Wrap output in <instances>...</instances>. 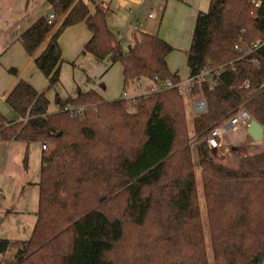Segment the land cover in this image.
<instances>
[{
	"label": "trees",
	"instance_id": "obj_1",
	"mask_svg": "<svg viewBox=\"0 0 264 264\" xmlns=\"http://www.w3.org/2000/svg\"><path fill=\"white\" fill-rule=\"evenodd\" d=\"M46 1L52 25L39 19L20 42L34 56L48 38L34 60L48 91L61 83L59 38L81 23L92 35L84 54L121 65L124 93L141 82L146 92L180 82L167 65L173 48L139 31L126 45L110 29L104 3L91 9L87 0ZM262 41L264 2L211 0L209 11L198 15L187 56L190 76L205 69L222 74L216 87L194 89L207 109L195 115L192 128L177 90L110 102L97 91L78 90L50 114L46 93L20 81L6 99L19 121L0 114V140L52 148L42 157L36 224L9 264H211L207 235L213 264H262L264 152L231 167L205 145L197 148L207 234L190 144L241 108L264 128V45L247 55L235 49ZM7 249L0 241V254Z\"/></svg>",
	"mask_w": 264,
	"mask_h": 264
},
{
	"label": "crops",
	"instance_id": "obj_2",
	"mask_svg": "<svg viewBox=\"0 0 264 264\" xmlns=\"http://www.w3.org/2000/svg\"><path fill=\"white\" fill-rule=\"evenodd\" d=\"M90 1L87 0L91 9L99 2L108 6L109 11L115 10L119 18L126 14L129 16V24L135 27L125 34L123 41L126 45L132 41L135 31L156 35L167 42L173 48L167 58L169 70L177 74L181 81L190 77L187 56L196 20L200 13L209 11L211 0H142L140 5L136 0ZM49 14H53V10L46 0H0V114L8 121H19L7 106L6 99L22 80L39 93H46L50 101V114L60 111V101L76 98L78 90L83 93L97 91L109 102L121 99L124 95L122 66L100 63L91 55L84 54L92 38L85 23L68 28L60 36L59 45L63 57L61 83L55 89L47 90L48 80L36 68L34 60L45 50L48 38L34 56H29L20 37L39 19ZM62 20L57 23V28ZM10 70H15L16 74H11ZM92 71L94 73L90 77ZM131 89L130 94L127 92L131 98L142 93L137 86ZM243 134L247 136L246 131L240 132L239 136ZM43 154L39 143L0 140V241L8 242L7 251L0 254V264H9L14 260L19 248L31 237L36 222H32V219L31 222L27 221L29 224L25 226L29 231L23 228V233L19 223L25 222L29 216H33V219L36 217L37 221ZM26 157L28 161L25 166Z\"/></svg>",
	"mask_w": 264,
	"mask_h": 264
},
{
	"label": "built area",
	"instance_id": "obj_3",
	"mask_svg": "<svg viewBox=\"0 0 264 264\" xmlns=\"http://www.w3.org/2000/svg\"><path fill=\"white\" fill-rule=\"evenodd\" d=\"M249 2L253 3L255 7H259L264 0H248ZM137 4H141L142 0H136ZM134 17V13L130 12ZM150 17H153L150 15ZM47 22L49 25H52L55 17L53 14H49L46 16ZM264 45V41L261 43L253 44L252 46H246L240 48L236 46L235 49L244 55L251 54L257 50H259ZM222 71L217 70H202L197 76L189 77L185 81H181L178 83H174L171 81H167L162 83L161 85L155 87L149 92H146L143 86V83H139L137 85L138 89L142 92L141 95H150L154 93L163 92L166 90H177L179 94L185 98H193L194 96V89L196 87H201L207 85L211 88L216 87L221 78ZM123 98L127 100H132L134 98L129 97L126 93H124ZM192 108L194 109L195 114H201L206 111L207 105L203 98L198 97V100L193 103ZM65 111H70L72 113H80L81 109H74V108H65ZM252 118L248 111L244 108H241L235 116L230 118L229 120L225 121L218 127L214 128L211 132H209L205 137H203L200 141L196 138L191 140V145L195 144L197 147L201 145H205L206 148L211 152H218L222 156H226L230 152H232V146L227 142V138L229 136H233L239 134L240 132L246 131ZM52 148L50 143H46L42 146L43 151H49ZM240 159V157H239ZM238 159V160H239Z\"/></svg>",
	"mask_w": 264,
	"mask_h": 264
},
{
	"label": "rangeland",
	"instance_id": "obj_4",
	"mask_svg": "<svg viewBox=\"0 0 264 264\" xmlns=\"http://www.w3.org/2000/svg\"><path fill=\"white\" fill-rule=\"evenodd\" d=\"M97 4H99V2H97ZM101 5V4H99ZM208 12V11H207ZM107 23L110 27V29L118 35V37L122 40H124V36L125 34L128 33V31H132L134 29V25L133 24H129V16L126 14L123 18H119L118 14L115 12V10H110L108 11V15H107ZM120 67V66H118ZM90 69H85V71H88ZM94 71H92V73H89V76H93ZM132 91V89L128 90V93L130 94ZM122 95V93L120 94ZM198 97L200 96H195L193 98H185V103H186V107H187V115H188V121H189V125L192 128L193 127V119L195 117V114L193 112L192 106L193 103L195 101L198 100ZM234 136V135H233ZM229 136L227 138V142L229 144H231L232 146V152H230L229 154H227L226 156H222L220 153L215 152V156L216 158L223 162L224 164H227L228 166L233 167L239 157H245V156H250L251 154H255V153H262L264 152V138L261 142L259 143H254L249 137L248 135L246 136L245 134H243V136ZM200 141V140H198ZM192 147V156H193V161H194V165H195V176H196V184H197V189H198V194H199V198H200V202H201V210H202V217H203V223H204V228L205 231H208V223H207V217H206V210L204 207V194H203V187H202V178H201V172H200V168H199V162H200V158H199V154H198V147L193 144L191 145ZM1 214V213H0ZM25 222H20V228H22V233H23V228L25 229V231H29V229L25 226L27 225L28 222H32L34 220V222H36V217L33 216H29V218H25ZM20 220V219H19ZM28 221V222H27ZM29 224V223H28ZM13 231H14V226H12ZM9 230V227H8ZM24 231V232H25ZM32 231V230H31ZM208 234V232H207ZM206 242L208 245V255H209V259L211 264H213V256H212V251H211V247L209 244V237L207 235L206 238ZM264 264V262L262 263Z\"/></svg>",
	"mask_w": 264,
	"mask_h": 264
},
{
	"label": "water",
	"instance_id": "obj_5",
	"mask_svg": "<svg viewBox=\"0 0 264 264\" xmlns=\"http://www.w3.org/2000/svg\"><path fill=\"white\" fill-rule=\"evenodd\" d=\"M246 133L254 143H259L264 138V128L253 119L251 120Z\"/></svg>",
	"mask_w": 264,
	"mask_h": 264
}]
</instances>
